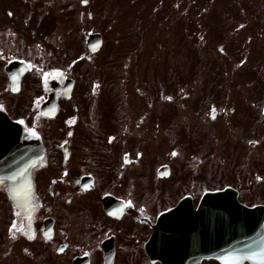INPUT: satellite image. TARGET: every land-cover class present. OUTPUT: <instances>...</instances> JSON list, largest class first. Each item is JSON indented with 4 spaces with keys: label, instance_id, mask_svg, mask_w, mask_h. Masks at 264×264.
I'll return each instance as SVG.
<instances>
[{
    "label": "flooded vegetation",
    "instance_id": "af4514ba",
    "mask_svg": "<svg viewBox=\"0 0 264 264\" xmlns=\"http://www.w3.org/2000/svg\"><path fill=\"white\" fill-rule=\"evenodd\" d=\"M71 4L0 0V115L13 125L14 157L18 147L20 159L32 166L23 200L10 197L19 187L11 191L0 183V264H159L149 260L144 246L163 212L182 199L196 208L206 192L225 186L247 196L254 185L237 174L213 181L210 159L221 165L220 159L229 157L225 150L234 148L231 140L222 144L221 130L210 137L216 109L193 111L185 105L186 118L161 110L140 115L139 105H129L126 79L110 78L109 68L81 64L77 36L73 58L65 61L64 51H58L51 62L53 48L70 37L69 30L64 39L65 19L80 16L79 5ZM253 8L240 15L243 24L230 33L264 35V17ZM191 9L188 1L186 28ZM75 30L80 37L78 26ZM249 73L241 80L250 93H239L237 81L231 82L234 92L226 97L233 104L249 99L256 105L253 67ZM134 90L140 95L137 84ZM158 98L159 104L172 103L163 93ZM257 109L236 115L237 123L253 120L249 130L263 128L264 105ZM244 143L247 156H253L254 140ZM209 262L214 263L202 261Z\"/></svg>",
    "mask_w": 264,
    "mask_h": 264
},
{
    "label": "rangeland",
    "instance_id": "374dc122",
    "mask_svg": "<svg viewBox=\"0 0 264 264\" xmlns=\"http://www.w3.org/2000/svg\"><path fill=\"white\" fill-rule=\"evenodd\" d=\"M188 1L71 0L72 7L79 5L80 16L74 20L72 16L65 19L64 39L69 30L70 37L64 46L53 48L54 56L49 59L57 61L58 51H64L65 61H70L73 57L69 54L77 47L79 39L77 50L81 64H87L88 69L94 64L102 70L109 68L110 78L126 79L129 105H139L140 115L148 110H161L186 118L185 105L193 111L216 109V125L214 129L213 126L208 128L210 137L213 131L221 130V134H217L222 144L231 140L234 148L225 150L229 157L220 159L221 165L210 159L209 171L214 175L213 181L221 183L217 176L227 181L235 174L240 178L246 175L254 185V191L242 195L241 201L264 204V127L249 130L256 124L253 120H241L238 124L235 118L243 111L248 113L264 105V35L251 38L230 33L237 23L243 24L240 15L250 14L253 7H256L258 17H264V0H190L191 27L186 28ZM239 2L247 5L238 6ZM77 26L80 37L77 30L72 32ZM89 30L98 31L103 37V46L95 56L88 53L84 41ZM76 36L78 39L73 44ZM252 67L257 81L256 105L249 99L242 104H233L232 99L226 97L234 92L231 82L237 81L239 93H250V85L242 81L241 76L250 74ZM136 84L140 87V95L134 90ZM161 93L171 97L172 103L162 101L159 104L158 95ZM231 110L234 118L228 114ZM257 118H260L259 113H256ZM236 131L238 138L233 136ZM249 139L254 140V146L249 148L253 156L248 157L244 142ZM223 145L219 144L220 155H223ZM235 151H238L236 157ZM217 169L221 170L219 175Z\"/></svg>",
    "mask_w": 264,
    "mask_h": 264
},
{
    "label": "water",
    "instance_id": "95a60500",
    "mask_svg": "<svg viewBox=\"0 0 264 264\" xmlns=\"http://www.w3.org/2000/svg\"><path fill=\"white\" fill-rule=\"evenodd\" d=\"M98 37L97 34L90 36L87 41L90 48L97 49L100 45ZM9 133L5 126H0V174L5 175L3 180L11 183ZM17 172L19 176L13 179L25 181V165ZM185 207L184 203L180 204V211L166 214L158 224L151 250L158 244L160 251L155 255L150 251L153 260L162 264H200L205 257L214 258L221 264L246 261L264 264V207L239 205L229 189L206 196L196 213L192 214Z\"/></svg>",
    "mask_w": 264,
    "mask_h": 264
}]
</instances>
